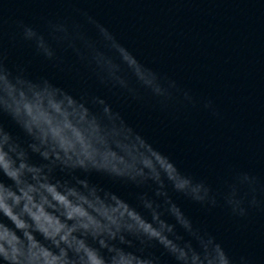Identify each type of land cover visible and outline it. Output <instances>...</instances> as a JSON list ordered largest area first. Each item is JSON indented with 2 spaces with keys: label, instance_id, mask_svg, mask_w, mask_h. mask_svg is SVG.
<instances>
[{
  "label": "water",
  "instance_id": "water-1",
  "mask_svg": "<svg viewBox=\"0 0 264 264\" xmlns=\"http://www.w3.org/2000/svg\"><path fill=\"white\" fill-rule=\"evenodd\" d=\"M101 24L139 70L101 53ZM0 145L38 170L25 183L123 202L160 233L127 214L114 236L74 233L106 264H264V0H0ZM158 155L174 171L143 163Z\"/></svg>",
  "mask_w": 264,
  "mask_h": 264
},
{
  "label": "clouds",
  "instance_id": "clouds-1",
  "mask_svg": "<svg viewBox=\"0 0 264 264\" xmlns=\"http://www.w3.org/2000/svg\"><path fill=\"white\" fill-rule=\"evenodd\" d=\"M99 38L104 45L103 48L99 47L104 56L116 62H123L134 70H139L140 60L135 53L102 24ZM5 87L11 88V85L5 82ZM23 107L33 122L51 123L47 113L38 103L34 104L24 100ZM52 107L60 111L58 104H53ZM52 131L54 135L59 136L58 129ZM60 142L66 151L72 147L63 137L60 138ZM83 154L89 159L93 156L86 145ZM111 155L115 156L114 153ZM79 163L83 165L84 160H80ZM143 163L150 168H155L156 163H160L166 171H174L173 165L166 162L162 155H158L156 161L145 158ZM14 164V160L5 151L4 146L0 145V167L3 168L7 178L15 181L20 193L17 194L12 187L0 182V212L3 214L0 217V256L8 264H106L105 259L95 248L74 233L83 229L86 233L91 232L93 235L107 231L114 236L112 226L115 225L119 229L120 221L126 214L136 220L152 236H160L158 231L143 221L123 202H117L113 206L91 205L92 211H88L84 207L85 198L80 197V202H73L69 198L76 195L75 190H70L65 194L55 184L44 183L38 188L35 184L25 183L21 176L28 166L21 163L19 167H15ZM28 171L37 172L38 170L28 168ZM41 189L44 191L41 192ZM58 205L62 206L64 211H60ZM7 221H11L12 226H9ZM67 221H74V223L69 225ZM16 230H20L22 236L18 235ZM36 233L42 235L45 240L51 241L55 247L59 248V253L42 243ZM103 243L104 241H101V244ZM61 244L65 247H61ZM69 249L76 254L75 260L69 257ZM220 257L221 264H228L222 252ZM207 261L208 264H213L211 257H208ZM116 264H132V260L122 255Z\"/></svg>",
  "mask_w": 264,
  "mask_h": 264
}]
</instances>
